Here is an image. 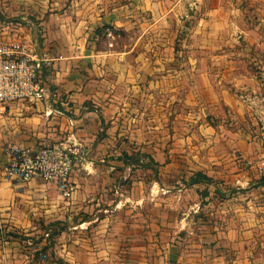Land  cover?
I'll return each mask as SVG.
<instances>
[{
    "label": "crops",
    "instance_id": "crops-1",
    "mask_svg": "<svg viewBox=\"0 0 264 264\" xmlns=\"http://www.w3.org/2000/svg\"><path fill=\"white\" fill-rule=\"evenodd\" d=\"M0 15L55 95L0 116V264H264V0H0ZM48 145L74 153L68 198L4 177L7 147Z\"/></svg>",
    "mask_w": 264,
    "mask_h": 264
},
{
    "label": "built area",
    "instance_id": "built-area-1",
    "mask_svg": "<svg viewBox=\"0 0 264 264\" xmlns=\"http://www.w3.org/2000/svg\"><path fill=\"white\" fill-rule=\"evenodd\" d=\"M24 27L22 23L0 20V116L11 103L49 104L55 97L40 78L41 70L50 64L38 54L36 44L24 37ZM37 34L41 36V29ZM103 36L107 46L113 48L117 39L114 30L104 27ZM5 152L7 162L3 174L6 179L22 183L40 179L55 183L63 197L68 198L73 193L74 187L69 179L74 166V153L69 148L48 145L34 151L10 146Z\"/></svg>",
    "mask_w": 264,
    "mask_h": 264
},
{
    "label": "trees",
    "instance_id": "trees-1",
    "mask_svg": "<svg viewBox=\"0 0 264 264\" xmlns=\"http://www.w3.org/2000/svg\"><path fill=\"white\" fill-rule=\"evenodd\" d=\"M3 17L0 15V20H2ZM133 163H136L138 161L133 160ZM211 180L203 175H196L194 178L190 179L189 184H197V183H210ZM261 183L264 184V177L261 178Z\"/></svg>",
    "mask_w": 264,
    "mask_h": 264
},
{
    "label": "rangeland",
    "instance_id": "rangeland-1",
    "mask_svg": "<svg viewBox=\"0 0 264 264\" xmlns=\"http://www.w3.org/2000/svg\"><path fill=\"white\" fill-rule=\"evenodd\" d=\"M143 163L144 164H149V161H143ZM136 166H137L136 163H133V167H136ZM179 181L182 182L181 180H179ZM181 184H183V182Z\"/></svg>",
    "mask_w": 264,
    "mask_h": 264
}]
</instances>
